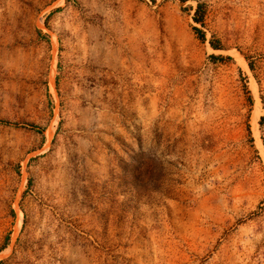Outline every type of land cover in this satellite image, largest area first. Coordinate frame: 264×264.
<instances>
[{
  "label": "rangeland",
  "instance_id": "374dc122",
  "mask_svg": "<svg viewBox=\"0 0 264 264\" xmlns=\"http://www.w3.org/2000/svg\"><path fill=\"white\" fill-rule=\"evenodd\" d=\"M0 264H264V0H0Z\"/></svg>",
  "mask_w": 264,
  "mask_h": 264
},
{
  "label": "trees",
  "instance_id": "16d2710c",
  "mask_svg": "<svg viewBox=\"0 0 264 264\" xmlns=\"http://www.w3.org/2000/svg\"><path fill=\"white\" fill-rule=\"evenodd\" d=\"M196 16L199 14V7H198V9L196 10ZM202 16L200 15V17L198 18V17H194V21L195 22H197V23H201L202 22ZM194 31L196 32V34H198V36L200 37V39L201 40H204V35H203V33L199 30V29H197V28H194ZM212 48L213 49H218V46L217 45H215V44H212ZM214 59H222V57H213Z\"/></svg>",
  "mask_w": 264,
  "mask_h": 264
}]
</instances>
